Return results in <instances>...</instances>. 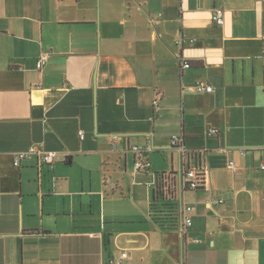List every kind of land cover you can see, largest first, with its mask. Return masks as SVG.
<instances>
[{"label": "crops", "instance_id": "0c3cea01", "mask_svg": "<svg viewBox=\"0 0 264 264\" xmlns=\"http://www.w3.org/2000/svg\"><path fill=\"white\" fill-rule=\"evenodd\" d=\"M33 146L55 161L16 167ZM263 160L264 0H0V264H264ZM196 164L205 186L183 187ZM169 170L164 230L150 207Z\"/></svg>", "mask_w": 264, "mask_h": 264}, {"label": "built area", "instance_id": "2783aa9c", "mask_svg": "<svg viewBox=\"0 0 264 264\" xmlns=\"http://www.w3.org/2000/svg\"><path fill=\"white\" fill-rule=\"evenodd\" d=\"M212 20L215 24L222 25L225 22L224 18V11L222 8H216L213 12L212 15ZM49 58L48 53L42 54L38 60H37V67L38 69H42L44 65L46 64L47 60ZM185 67H189V63L184 64ZM189 91L197 92V93H211L213 92V87L211 85L205 84V83H197L194 86L188 87ZM159 110V103L158 99L156 98L154 100V111ZM217 129L215 128H210L209 129V134L210 135H216L217 134ZM80 137L84 138L83 131L80 132ZM183 139L179 135H175L172 137V144L176 145L179 144L180 151L183 155H187L190 158H193L194 160H197L199 158L200 152L199 151H188L186 148V145L182 143ZM133 150L136 153L141 154L142 149L140 146L136 145L133 147ZM241 153H244L242 151ZM36 158L37 160V165L39 168L43 166L45 163H53L56 159V154L54 152H49L46 151L40 147L33 146L30 149L26 151H19L14 154L13 157V163L16 167H20L25 161L31 160ZM149 162L142 159L139 157L138 159L135 160V169L140 170V169H145L149 166ZM228 166L230 168H235V161L230 160ZM261 169L264 170V160L261 164ZM178 174V173H177ZM182 175V180H183V187L188 188V189H200L205 186L206 183V176L203 171L202 167H199L198 164L194 165L193 167H190L188 169H185L181 173ZM155 182V178H154ZM153 182V184H154ZM152 184V186H153ZM222 202L223 200H219ZM186 210L192 211L193 207L192 206H187ZM192 225V218L190 216H186L183 221V228H187ZM128 258V253L126 251H123L122 253L119 254L116 258L111 259L107 264H125V261Z\"/></svg>", "mask_w": 264, "mask_h": 264}, {"label": "trees", "instance_id": "16d2710c", "mask_svg": "<svg viewBox=\"0 0 264 264\" xmlns=\"http://www.w3.org/2000/svg\"><path fill=\"white\" fill-rule=\"evenodd\" d=\"M177 193L178 174L176 171H158L155 173L150 217L164 230L176 229L179 226L180 214Z\"/></svg>", "mask_w": 264, "mask_h": 264}]
</instances>
